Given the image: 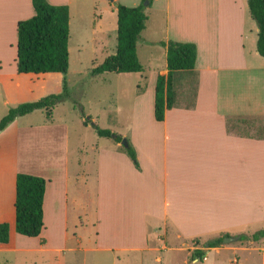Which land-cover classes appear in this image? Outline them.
Wrapping results in <instances>:
<instances>
[{
	"label": "crops",
	"instance_id": "obj_1",
	"mask_svg": "<svg viewBox=\"0 0 264 264\" xmlns=\"http://www.w3.org/2000/svg\"><path fill=\"white\" fill-rule=\"evenodd\" d=\"M48 1L70 7L72 33L73 6L96 18L100 1L107 0ZM142 1L114 0L130 7ZM106 9L116 18L118 36V9ZM146 13L138 54L140 43L161 47L164 61L155 65L151 51L150 73L143 63L139 73V88L145 89L143 82L151 86V125H132L128 138L140 169L114 138L115 144L100 136L88 140L93 128L76 109L62 108L66 101L51 119L47 109H38L0 131V224L10 225V242L0 243V253L12 254L13 264H68L67 253L77 250L90 253L91 264H119L122 255L129 264H150L151 256L162 264L166 253L181 250L175 246L180 243L215 236L240 240L264 229V57L248 0H154ZM35 15L33 0H0V122L12 107L64 89L63 73L18 70L19 22ZM102 18L94 19L93 40L115 54L118 45H106ZM170 40L197 45L198 88L195 106L180 103L159 122L156 84L169 71L160 43ZM142 92L138 99L146 96ZM229 118H236L234 132ZM19 173L47 180L39 237L17 232ZM150 219L156 229L149 230ZM89 228L97 233L89 236Z\"/></svg>",
	"mask_w": 264,
	"mask_h": 264
},
{
	"label": "trees",
	"instance_id": "obj_2",
	"mask_svg": "<svg viewBox=\"0 0 264 264\" xmlns=\"http://www.w3.org/2000/svg\"><path fill=\"white\" fill-rule=\"evenodd\" d=\"M148 3V6H146ZM154 0H143L139 6L130 7L116 3L118 9V48L115 54L93 70V74L105 72L141 73L144 66L138 54V43L142 32L147 27L148 15L146 9L151 7ZM252 16L259 27L257 48L264 57V0H248ZM36 15L19 22L18 26V70L21 73H63L64 89L62 93L51 94L38 101L27 102L12 107L0 122L3 131L16 118L25 116L38 109H47L48 119H51L55 107L70 99V89L67 74L70 68V7L55 5L48 0H33ZM167 48L168 74H160L156 84L155 118L164 121L168 110L179 105L178 88L184 79L191 76L195 82V99L197 95L199 74L196 71L198 47L192 42H178L170 40L162 42ZM185 81V80H184ZM194 103L191 106H195ZM78 105V104H76ZM234 119L229 118L230 131ZM87 122H91L88 121ZM93 127L100 136L114 138L119 143L123 136L110 129H103L98 124ZM129 146L122 147L133 160L137 168L140 167L138 154L134 145L128 140ZM47 180L43 177L19 173L17 178V232L27 237H39L44 228V199ZM264 231L257 232L251 237L240 235L241 240H259ZM225 237L210 240L207 247L215 248L224 243ZM10 242V225L0 224V243ZM204 250H197L196 257L203 260Z\"/></svg>",
	"mask_w": 264,
	"mask_h": 264
},
{
	"label": "rangeland",
	"instance_id": "obj_3",
	"mask_svg": "<svg viewBox=\"0 0 264 264\" xmlns=\"http://www.w3.org/2000/svg\"><path fill=\"white\" fill-rule=\"evenodd\" d=\"M111 4H113L114 8L116 7V2L112 0L100 1L96 18H93V11H88V8H86V11L82 10L79 13L78 5H76V8L73 6L74 23L70 37V68L67 74L71 97L65 100L66 105L62 108L69 106L76 109L79 115L91 121L88 124L93 129L88 133V140L102 137L104 142L115 144L114 139L100 136L93 125L96 123L101 128L110 129L127 139L131 137L132 125L135 126V129L139 124L151 125V121L148 120L150 113L148 111V102L151 100V86L143 82L145 89L141 90L139 88L140 76L142 75L139 73L129 75L116 72L93 74V70L100 66L108 55L112 54L101 46L100 40H98L99 42H94L93 40L95 37L93 36V31H95L94 22L100 20V15L103 17L100 27L109 35L106 45L112 47L115 44L116 48L118 45L117 31L114 28V20L116 18L106 9ZM109 48L107 47L108 50ZM151 51L154 52L153 61L156 59L154 62H158L155 65H159V62L164 61L161 59V47L148 49L140 43L139 55L142 63L148 69L147 74L150 73L149 67L151 64L149 60ZM184 80L178 88L180 97L178 103L191 106L195 99V82L191 76ZM141 91L145 92L146 96L143 99H138ZM139 108L142 110L139 111ZM132 110H135V122L132 120ZM234 124L237 125V121L232 123V125ZM246 128L248 130L247 126ZM237 131L240 130L238 129ZM119 145L123 147L121 143ZM149 225V230L153 227L154 229L157 228L155 226L156 223L152 219L149 220ZM262 228H264V223ZM260 231H264V229L257 232ZM88 232L90 236V232L91 234L92 232L96 234L97 230L89 228ZM73 234L74 230L70 228V235ZM253 234L246 235L251 237ZM216 238H219V236L214 237V239ZM207 242V240L196 239L187 246L182 243L175 245L181 247V250L179 252L166 253L167 256L163 259L162 264H264V236L259 240L242 241L240 239L233 242H224L218 248H214L215 251L207 247ZM169 244L174 243L170 242ZM197 250L205 251L203 260L194 256ZM67 256L68 264H91L90 253L77 250L67 253ZM123 257L127 256L122 255V261L119 264H129V260ZM147 258V261L150 259V264L155 263L153 256ZM14 259L12 254L0 253V264H9L6 262L7 260L13 264ZM130 262L131 264H143L142 260L136 259L130 260ZM98 264H112V262L104 259L99 261Z\"/></svg>",
	"mask_w": 264,
	"mask_h": 264
},
{
	"label": "water",
	"instance_id": "obj_4",
	"mask_svg": "<svg viewBox=\"0 0 264 264\" xmlns=\"http://www.w3.org/2000/svg\"><path fill=\"white\" fill-rule=\"evenodd\" d=\"M114 1V0H112ZM146 6H148V3H146ZM117 138V135H114V139ZM121 144L124 146V147H128L129 146V143H128V139L127 138H123ZM239 238L238 237H235V236H230V237H226L224 239V242H233V241H238Z\"/></svg>",
	"mask_w": 264,
	"mask_h": 264
}]
</instances>
